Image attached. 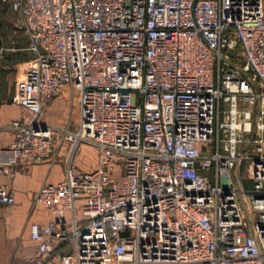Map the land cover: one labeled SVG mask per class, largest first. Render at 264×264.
<instances>
[{"label":"built area","instance_id":"2783aa9c","mask_svg":"<svg viewBox=\"0 0 264 264\" xmlns=\"http://www.w3.org/2000/svg\"><path fill=\"white\" fill-rule=\"evenodd\" d=\"M1 1L31 59L0 172L66 148L33 197L53 215L29 224L37 256L8 264H264V0ZM66 87L69 124H43Z\"/></svg>","mask_w":264,"mask_h":264},{"label":"crops","instance_id":"0c3cea01","mask_svg":"<svg viewBox=\"0 0 264 264\" xmlns=\"http://www.w3.org/2000/svg\"><path fill=\"white\" fill-rule=\"evenodd\" d=\"M9 10H12L11 6ZM0 44L8 48L20 49L4 52L0 56L9 60L8 65L4 63L5 69H19L25 63L22 57L30 56L27 51L21 50L27 46L25 35L22 42L19 38L10 37L3 32ZM18 69L17 71H20ZM13 93L10 88L2 93L0 90V146L11 143L12 134L3 128L19 117V108L12 102ZM77 107L76 95H73L66 87L49 102L42 123L63 128L69 124ZM70 128H72L71 124ZM58 137H55L56 147L59 145ZM65 153L66 148L62 147L56 152L54 159L39 162L20 160L14 168L15 176L12 178L9 177L7 169L0 172V185L6 183L13 190L15 197L13 206L0 204V264L30 261L37 256V245L29 236V224L36 222L45 225L53 218V215L41 206H35L33 197L42 185L55 184L64 178ZM96 162L97 149L90 145L82 146L77 158L78 166L90 171L95 168Z\"/></svg>","mask_w":264,"mask_h":264},{"label":"rangeland","instance_id":"374dc122","mask_svg":"<svg viewBox=\"0 0 264 264\" xmlns=\"http://www.w3.org/2000/svg\"><path fill=\"white\" fill-rule=\"evenodd\" d=\"M0 22L2 24V31L7 33L8 36H13L15 38H19L20 41L24 42V33L20 27V21L18 16L9 10L8 7H0ZM31 59V56L24 55L22 57V60L25 62L22 67H20L17 71V69H5V64L8 65L9 60L5 57L0 58V85H1V93L6 90L7 88H10L11 91L14 92V86L15 81L17 78H22L24 75V72L26 68L28 67V62ZM8 62V63H7ZM243 172L240 171V174Z\"/></svg>","mask_w":264,"mask_h":264},{"label":"trees","instance_id":"16d2710c","mask_svg":"<svg viewBox=\"0 0 264 264\" xmlns=\"http://www.w3.org/2000/svg\"><path fill=\"white\" fill-rule=\"evenodd\" d=\"M3 6H5V7H8V8H10V5H9V3H2L1 1H0V7H3ZM12 11V10H11ZM13 12V11H12ZM1 21V20H0ZM2 24H1V22H0V39H1V36H2V34H3V32H2Z\"/></svg>","mask_w":264,"mask_h":264},{"label":"water","instance_id":"95a60500","mask_svg":"<svg viewBox=\"0 0 264 264\" xmlns=\"http://www.w3.org/2000/svg\"><path fill=\"white\" fill-rule=\"evenodd\" d=\"M228 53L232 56H234V52L232 50H229Z\"/></svg>","mask_w":264,"mask_h":264}]
</instances>
